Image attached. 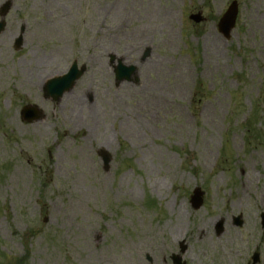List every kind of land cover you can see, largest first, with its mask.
Returning <instances> with one entry per match:
<instances>
[{"label": "rangeland", "instance_id": "obj_1", "mask_svg": "<svg viewBox=\"0 0 264 264\" xmlns=\"http://www.w3.org/2000/svg\"><path fill=\"white\" fill-rule=\"evenodd\" d=\"M7 1L0 264H171L178 247L186 264H264V0ZM73 61L83 77L44 98ZM118 61L136 84H115ZM26 105L44 118L24 123Z\"/></svg>", "mask_w": 264, "mask_h": 264}, {"label": "water", "instance_id": "obj_2", "mask_svg": "<svg viewBox=\"0 0 264 264\" xmlns=\"http://www.w3.org/2000/svg\"><path fill=\"white\" fill-rule=\"evenodd\" d=\"M10 7H11L10 2L5 3L1 7L0 15L2 19L8 13ZM236 17H237V3L232 2V4L229 6L228 10L223 15V17L221 18L218 24L219 32L224 36V38L226 39L229 38L231 30L235 26ZM190 19H192L195 22L201 21L200 14L196 16H191ZM4 26H5L4 22L1 21L0 33L3 31ZM21 44H22V37L19 36L15 42V49L18 50ZM83 72H84V68H82L81 70H77L76 64H74L65 76L47 82V84L44 87L45 98H51L55 102L59 101V99L62 97L64 93L72 89L76 80L81 77ZM115 75L118 83L122 81L137 82V76L135 73V68L133 66L125 67L119 63L118 66L115 68ZM21 118L26 123H34L42 120L44 116L41 113V111L37 109V107L27 106L21 110ZM99 156L103 161L104 169L108 170L109 168L108 165L111 161V157L106 151L103 150L99 151ZM201 197H202L201 191L199 189H195L193 192V196L191 197V205L193 209L196 210L201 206L202 204ZM261 219H262V226L264 227V215L261 216ZM237 224L240 225V223ZM221 230H222L221 223H219L216 227V231L219 234Z\"/></svg>", "mask_w": 264, "mask_h": 264}, {"label": "flooded vegetation", "instance_id": "obj_3", "mask_svg": "<svg viewBox=\"0 0 264 264\" xmlns=\"http://www.w3.org/2000/svg\"><path fill=\"white\" fill-rule=\"evenodd\" d=\"M186 248L187 247H178V252H179V254L180 255H173V254H171V256H169V260H170V263L171 264H173V262H175L176 261V258L177 257H179V263H181V264H186L185 263V261L183 260V257L181 256V255H183L184 253H185V251H186ZM258 255H259V258H260V254L258 253ZM177 256V257H176ZM145 259L149 262V263H151L153 260H152V258L151 257H149V256H145Z\"/></svg>", "mask_w": 264, "mask_h": 264}]
</instances>
